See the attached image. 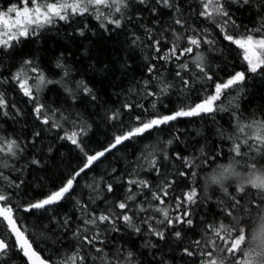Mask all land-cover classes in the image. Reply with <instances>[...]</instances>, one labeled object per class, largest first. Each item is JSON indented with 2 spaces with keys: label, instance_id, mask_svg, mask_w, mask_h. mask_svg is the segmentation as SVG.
<instances>
[{
  "label": "snow or ice",
  "instance_id": "6c2138e0",
  "mask_svg": "<svg viewBox=\"0 0 264 264\" xmlns=\"http://www.w3.org/2000/svg\"><path fill=\"white\" fill-rule=\"evenodd\" d=\"M257 96L264 0H0V264H264Z\"/></svg>",
  "mask_w": 264,
  "mask_h": 264
},
{
  "label": "trees",
  "instance_id": "16d2710c",
  "mask_svg": "<svg viewBox=\"0 0 264 264\" xmlns=\"http://www.w3.org/2000/svg\"><path fill=\"white\" fill-rule=\"evenodd\" d=\"M94 39L96 40V43L93 45L92 51H91L92 60H88L83 55L84 49L79 48L78 45H72L70 46V49H69L71 51L69 62L73 65V71H76L77 69H79L80 74L78 78H83L87 81H92L96 83L97 87H100L102 90L107 92L106 98H108L112 96L113 91L118 90V85L112 83L113 78L111 76H108L107 78H105L103 73H100L99 71H94L93 69L88 68V65L90 63H93L96 59H99L104 62H108L109 60L122 56L123 53L120 51H117V44L114 40L105 41L103 39H96V38ZM85 43L87 44V42ZM62 44L63 42L60 41L58 37L47 41L44 47L48 51L49 59L53 58V53L58 54L59 51L64 50L62 48ZM99 67L100 65H97V68ZM261 102H264V101H261L259 99V96H257L256 100L253 103V107L255 106L256 103H261ZM165 103H168V102L165 101ZM175 103H176L175 97H173V104L170 106H175ZM178 127H180L181 129H184V128L189 129L190 131H192V135L195 136V131L202 129L204 125L201 122H194L191 124L187 122H183V123H180ZM106 134H108V129L105 128L103 125H101L100 128L95 131V134L92 135L90 143L93 146H96L97 141L98 140L103 141ZM60 151L64 152L65 157H67V153L65 152V149H60ZM121 155L122 153L120 152L116 153L117 158H119ZM109 159L111 160L112 158L109 157ZM56 163L60 164L62 168L64 167V165L69 164V163H71L72 166H75L76 161L74 158V154L72 158L64 159L63 163H61V158L58 156ZM107 163L108 161H105V164L101 165L100 168L97 169V171L98 172L102 171L103 168L107 166ZM121 163H123V161ZM93 175L94 173L89 172L87 177L81 179V184L84 183L85 179L90 180ZM68 207H70V205H68Z\"/></svg>",
  "mask_w": 264,
  "mask_h": 264
}]
</instances>
